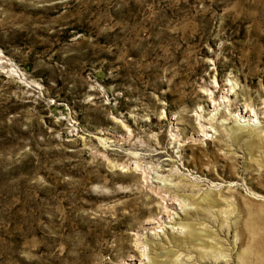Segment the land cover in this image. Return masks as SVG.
Here are the masks:
<instances>
[{
    "label": "rangeland",
    "instance_id": "obj_1",
    "mask_svg": "<svg viewBox=\"0 0 264 264\" xmlns=\"http://www.w3.org/2000/svg\"><path fill=\"white\" fill-rule=\"evenodd\" d=\"M0 264H264V0H0Z\"/></svg>",
    "mask_w": 264,
    "mask_h": 264
},
{
    "label": "bare ground",
    "instance_id": "obj_2",
    "mask_svg": "<svg viewBox=\"0 0 264 264\" xmlns=\"http://www.w3.org/2000/svg\"><path fill=\"white\" fill-rule=\"evenodd\" d=\"M243 112H245V110L243 111ZM249 115H251L252 116V114H249ZM244 117H246V115H244L243 113H242V115H241V117L238 119V125H240V124H242V122L241 121H245V118ZM247 120V119H246ZM241 122V123H240ZM204 131V133L202 134V136L204 137V138H207V135H208V133L207 132H205V130H203ZM209 137V136H208ZM178 208L180 209V211L182 212V210H183V208L182 207H179L178 206ZM177 224H178V222H176L175 220H172V219H167L166 220V223H164V227L165 228H167V229H174V228H179V226H177ZM180 224V223H179ZM178 224V225H179Z\"/></svg>",
    "mask_w": 264,
    "mask_h": 264
}]
</instances>
